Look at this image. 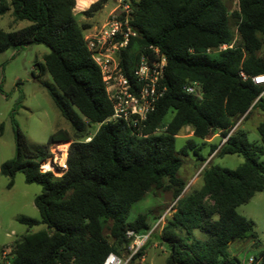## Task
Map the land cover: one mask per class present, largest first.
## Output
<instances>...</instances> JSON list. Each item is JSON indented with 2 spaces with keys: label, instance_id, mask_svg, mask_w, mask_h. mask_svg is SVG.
Segmentation results:
<instances>
[{
  "label": "trees",
  "instance_id": "trees-1",
  "mask_svg": "<svg viewBox=\"0 0 264 264\" xmlns=\"http://www.w3.org/2000/svg\"><path fill=\"white\" fill-rule=\"evenodd\" d=\"M107 1H95L82 16L92 18ZM129 2L137 31L131 46L139 53L155 47L166 59L161 80L166 91L147 116L142 135L122 121H107L111 103L83 39L90 26L76 20L75 0H0V17L9 13L12 23H29L10 32L0 28V54L29 45L48 48L39 67L49 73L54 87L46 86V91L71 129H59L46 144L32 147L15 128V156L1 164L0 172L9 178L8 188L18 172L26 183L40 185L34 200L39 219L22 216L17 221L29 229L44 228L14 241L10 264H102L110 253L128 257L132 240L126 233L141 237L151 228L145 214L129 221L130 209L152 190L170 192L175 202L157 235L169 248L165 264H238L229 253L235 241L259 249L248 264H264L253 222L237 213L264 191V163L259 160L264 124L257 126L259 144L248 142L243 132L230 133L252 110L264 113V85L250 79L264 75V57L258 55L264 46V0H238L231 13L223 0ZM232 43V48L217 50ZM122 63L130 76L131 57L124 54ZM192 82L199 84L200 97L186 93ZM90 125H98L91 136ZM186 127L202 144L188 140L176 152V137ZM215 134L223 140L208 145L209 155L236 154L244 161L233 170L206 165L199 188L183 193L186 183L176 176L183 164L178 154L187 156L192 149L204 163L199 151ZM65 141H70L65 173L41 172L50 146ZM194 231L207 238L197 240ZM6 247L0 246V253ZM142 255L141 246L128 264Z\"/></svg>",
  "mask_w": 264,
  "mask_h": 264
},
{
  "label": "rangeland",
  "instance_id": "rangeland-1",
  "mask_svg": "<svg viewBox=\"0 0 264 264\" xmlns=\"http://www.w3.org/2000/svg\"><path fill=\"white\" fill-rule=\"evenodd\" d=\"M223 2L229 13L238 9V0H223ZM114 6L115 0H108L106 5L91 19L77 15L76 20L80 24H88L90 26L88 30H93L104 22L108 12ZM230 22L233 24V20ZM28 24L27 21L12 23L9 13L0 17V28L7 32L20 29ZM48 51L44 45H29L20 49H9L0 54V124L3 125V133L0 136V167L2 163L15 156L16 127L25 135L32 147L46 144L48 137L59 129L71 133L69 123L55 108L46 91V86L54 87L53 81L49 73H41L39 67V64L44 63L43 57ZM258 55L264 57V46ZM170 117L169 113L166 119ZM260 123L264 124V113L259 109H254L245 120H237L230 133L243 132L248 142L259 144L257 126ZM97 127L98 125L87 126L88 135H93ZM188 140H193L198 145L202 144V141L192 137L191 129L186 127L176 137V152ZM221 140L223 139L219 134L208 137L206 144H203L204 146L202 145L199 151L206 158L202 164L196 160L192 149L187 151V156L178 154L183 164L176 176L186 183L183 193L199 188L201 184L199 174L206 165L213 164L233 170L244 161L242 156L236 154L222 157L214 155L215 153L209 155L208 145H220ZM61 144L69 146L70 141L61 142ZM50 148L55 149L53 145ZM259 160L264 163V154ZM8 183L9 178L0 172V246L11 247L14 241L23 234L36 232L44 226L38 225L29 229L17 221L22 216L39 219L34 200L41 192L40 185L26 183L24 174L20 172L14 175L10 188L7 186ZM174 204L170 192L152 190L132 205L128 220L132 221L139 214H145L147 223L151 226L146 235L137 237V244L131 250L133 251L137 245L142 246L143 255L135 260L136 264L166 263L169 248L157 235L165 219L171 216ZM237 213L253 222L261 248H264V191L256 193L247 203L239 206ZM193 235L197 240L207 238L199 231H194ZM247 242L235 241L229 247V253L237 257L238 264H248V259L259 253V249L252 248ZM127 251L130 252L129 248ZM122 257H125V254H122Z\"/></svg>",
  "mask_w": 264,
  "mask_h": 264
},
{
  "label": "built area",
  "instance_id": "built-area-1",
  "mask_svg": "<svg viewBox=\"0 0 264 264\" xmlns=\"http://www.w3.org/2000/svg\"><path fill=\"white\" fill-rule=\"evenodd\" d=\"M132 12L129 0H115V6L109 11L104 22L93 30H86L83 39L91 60L99 70L106 96L111 103L112 114L107 121H122L135 133L142 135L147 116L166 91L161 82L166 59L155 47L148 46L139 53L131 46L132 39L137 37V31L131 25ZM232 46L233 43L223 44L217 50H225ZM124 54L129 55L132 60L130 76H126L123 71ZM240 76L246 79L243 73H240ZM250 79L254 84L264 85V75ZM184 89L186 93L200 97L197 82L186 85ZM52 145L55 149H49L51 156L40 166V171L51 172L55 177H61L67 170L68 145L61 142ZM46 165L49 168H46ZM137 237L133 231L126 233V238L132 240L129 246L131 253L128 257L110 253L102 264H128L131 256L139 248L137 245L131 251L137 244ZM11 251L12 247L3 249L0 253V264H10ZM251 262L252 257L248 260V263Z\"/></svg>",
  "mask_w": 264,
  "mask_h": 264
},
{
  "label": "crops",
  "instance_id": "crops-1",
  "mask_svg": "<svg viewBox=\"0 0 264 264\" xmlns=\"http://www.w3.org/2000/svg\"><path fill=\"white\" fill-rule=\"evenodd\" d=\"M95 1L97 0H91L85 7H77V4H76V0H75V7H74V14L77 16V15H82V12H84L85 10H87L89 8V6L94 3ZM106 5V4H105ZM104 5V6H105ZM109 13V12H108ZM84 17V16H83ZM91 19V18H89ZM217 134H215L214 136H216ZM247 244L250 246L251 243L250 242H247Z\"/></svg>",
  "mask_w": 264,
  "mask_h": 264
},
{
  "label": "bare ground",
  "instance_id": "bare-ground-1",
  "mask_svg": "<svg viewBox=\"0 0 264 264\" xmlns=\"http://www.w3.org/2000/svg\"><path fill=\"white\" fill-rule=\"evenodd\" d=\"M91 0H76L77 7H85ZM49 168L48 165L45 166Z\"/></svg>",
  "mask_w": 264,
  "mask_h": 264
}]
</instances>
